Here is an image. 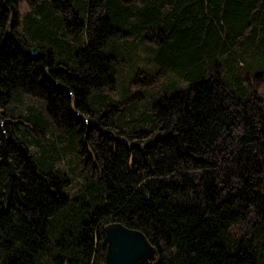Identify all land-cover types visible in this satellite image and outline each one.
Listing matches in <instances>:
<instances>
[{
    "label": "trees",
    "instance_id": "1",
    "mask_svg": "<svg viewBox=\"0 0 264 264\" xmlns=\"http://www.w3.org/2000/svg\"><path fill=\"white\" fill-rule=\"evenodd\" d=\"M25 1L0 0V264H103L110 222L146 264H264V0Z\"/></svg>",
    "mask_w": 264,
    "mask_h": 264
},
{
    "label": "water",
    "instance_id": "2",
    "mask_svg": "<svg viewBox=\"0 0 264 264\" xmlns=\"http://www.w3.org/2000/svg\"><path fill=\"white\" fill-rule=\"evenodd\" d=\"M106 250L103 264H146L156 258V250L138 229L118 222L105 226Z\"/></svg>",
    "mask_w": 264,
    "mask_h": 264
},
{
    "label": "rangeland",
    "instance_id": "3",
    "mask_svg": "<svg viewBox=\"0 0 264 264\" xmlns=\"http://www.w3.org/2000/svg\"><path fill=\"white\" fill-rule=\"evenodd\" d=\"M26 10H28V6L26 4L25 0H22V2L20 3V11L23 13ZM139 51V50H138ZM139 54H141V56H138V62L137 64L144 66L145 65V61H144V56H143V52H139ZM171 77H167L165 79H163V84H167L170 81ZM39 105V102L36 101V99L32 96H30L29 94H21L19 96V100H14L10 103V107L11 109L14 110L15 113H26L28 110L37 107ZM76 181H81L80 178H76ZM74 180V181H75ZM71 190L76 188V185H74L71 183L70 185Z\"/></svg>",
    "mask_w": 264,
    "mask_h": 264
}]
</instances>
